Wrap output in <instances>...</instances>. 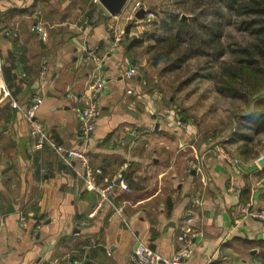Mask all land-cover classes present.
Returning <instances> with one entry per match:
<instances>
[{
    "label": "crops",
    "instance_id": "obj_1",
    "mask_svg": "<svg viewBox=\"0 0 264 264\" xmlns=\"http://www.w3.org/2000/svg\"><path fill=\"white\" fill-rule=\"evenodd\" d=\"M138 1L109 12L95 0L100 9L87 12L82 0H0V264H131L137 242L170 257L187 228L197 234L185 264H264V222L245 210L260 171L206 157L197 129L174 126L178 115L127 49L151 22L135 16ZM94 49L105 85L84 141L75 109ZM36 96L53 143L87 155L92 188L77 159L69 167L49 147L32 149L21 110Z\"/></svg>",
    "mask_w": 264,
    "mask_h": 264
},
{
    "label": "trees",
    "instance_id": "obj_2",
    "mask_svg": "<svg viewBox=\"0 0 264 264\" xmlns=\"http://www.w3.org/2000/svg\"><path fill=\"white\" fill-rule=\"evenodd\" d=\"M173 5V13L150 26L153 63L163 64L165 72L192 59L216 64L208 77L215 91L253 107L241 116L232 142H253L264 134V0H174ZM141 44L142 39H133L127 49Z\"/></svg>",
    "mask_w": 264,
    "mask_h": 264
},
{
    "label": "rangeland",
    "instance_id": "obj_3",
    "mask_svg": "<svg viewBox=\"0 0 264 264\" xmlns=\"http://www.w3.org/2000/svg\"><path fill=\"white\" fill-rule=\"evenodd\" d=\"M92 1L93 3L89 1L90 5H88V0H82L83 5L88 6L87 12L91 9H100L98 2ZM144 1L140 0L136 3L141 5L145 17L151 19V22L146 25L143 33L135 38L142 39V44L129 51L135 63L133 65L138 67V71L144 72L149 83L153 84L154 81L158 83L157 87L164 95V105L178 115L180 123L184 126L197 129L195 139L198 137L197 141H200V144L205 143L208 148H215L218 152L223 151L234 161L235 167L242 165L260 171L258 184L247 197L245 208L249 206L250 209L264 210V134L256 136L254 141L248 144L242 141L232 142V134L236 133L239 127L241 128V116L253 110L251 102L246 103L218 94L212 80L208 78L211 77L216 64L212 63L209 66L207 60L192 59L174 72H165L163 64H154L151 53L148 52L149 45L153 43L151 42L153 40H148L152 30L150 26L153 22L164 18L166 12L175 11L174 0ZM232 34L237 40H241L239 35L234 32ZM170 97L174 99L172 104L168 103ZM241 131L247 132L244 129ZM206 157H216L223 161L219 155H206Z\"/></svg>",
    "mask_w": 264,
    "mask_h": 264
},
{
    "label": "built area",
    "instance_id": "obj_4",
    "mask_svg": "<svg viewBox=\"0 0 264 264\" xmlns=\"http://www.w3.org/2000/svg\"><path fill=\"white\" fill-rule=\"evenodd\" d=\"M141 5L136 3L134 10H139ZM150 14H148L149 16ZM35 30L41 33L42 38L46 37V32L39 26H35ZM88 59L92 62L94 67L93 71V82L88 87V95L82 101V103L75 109V116L79 123V130L84 141H88L93 135L96 129V122L98 121L101 115V108L97 100V96L105 85V80L100 74V58L98 57L96 49L88 52ZM1 66V63H0ZM138 74L136 68L131 67L126 71V77L131 78ZM42 97H34L30 103L22 108L21 113L24 120L27 123L29 135L31 139L32 149L34 151H39L43 147H49L55 152V154L69 167L72 166V160L77 159L80 161L83 167V175L86 180V186L92 188L94 184V178L92 175V170L90 168L89 159L84 151L79 149H67L62 146L56 145L51 140L48 131L45 126L37 118V111L42 104ZM18 107V106H16ZM174 126L178 128H185V126L180 123L178 119L173 121ZM9 131V130H8ZM220 156L224 162L234 165V161L228 158L223 151H217L215 148L206 151L205 156ZM190 169H197L195 164L191 161ZM42 171V170H41ZM118 185L120 188L127 190V185L124 183L123 179L118 180ZM116 187V184L112 182L105 189L100 191V196L104 197L108 192H111ZM248 209V213L251 217L259 219L264 222V210L250 209L249 206L245 208ZM118 211H120L118 209ZM22 220L23 218L20 217ZM197 232L191 228H187L184 232V246L173 253L170 257H162L159 254H156L149 247H147L142 242H137L130 255L131 264H185L186 259L189 255V243L191 237L195 236Z\"/></svg>",
    "mask_w": 264,
    "mask_h": 264
},
{
    "label": "water",
    "instance_id": "obj_5",
    "mask_svg": "<svg viewBox=\"0 0 264 264\" xmlns=\"http://www.w3.org/2000/svg\"><path fill=\"white\" fill-rule=\"evenodd\" d=\"M99 2L107 8V10L109 12H114V11H117L120 7V3H119V0H99ZM141 11V12H140ZM140 13V14H139ZM143 13V15L145 14L144 10L142 8H140L137 13L135 14L138 15V16H141ZM182 18H186L184 15L182 16Z\"/></svg>",
    "mask_w": 264,
    "mask_h": 264
}]
</instances>
